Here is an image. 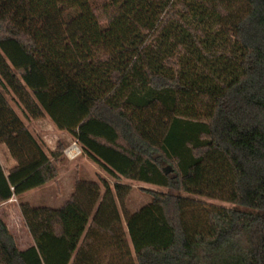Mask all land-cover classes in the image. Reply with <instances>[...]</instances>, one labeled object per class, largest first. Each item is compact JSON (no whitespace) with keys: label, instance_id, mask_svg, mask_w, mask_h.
<instances>
[{"label":"trees","instance_id":"obj_1","mask_svg":"<svg viewBox=\"0 0 264 264\" xmlns=\"http://www.w3.org/2000/svg\"><path fill=\"white\" fill-rule=\"evenodd\" d=\"M8 93L116 182L23 203L26 250L0 218V264H264V0H0V204L58 177Z\"/></svg>","mask_w":264,"mask_h":264},{"label":"rangeland","instance_id":"obj_2","mask_svg":"<svg viewBox=\"0 0 264 264\" xmlns=\"http://www.w3.org/2000/svg\"><path fill=\"white\" fill-rule=\"evenodd\" d=\"M7 100L11 106V108L14 109V111L17 113V115L21 118V120L25 123L26 120H29L25 118L22 112V108H20V105L18 104V100L15 98V96L11 93L6 94ZM34 126V125H32ZM47 127V126H46ZM52 127H47V131H49V134L52 135ZM32 129L37 131V127H32ZM58 136L54 135L56 142H50V147L48 145H45L43 149L48 153L51 160L54 162L57 170H58V176L55 179V184L52 186H49L47 188H43L40 191L30 192L28 194H25L23 196H18L15 201L13 202L14 207L5 208L2 207V214L9 213L10 215L8 218L13 223V230L15 233V237L17 239L18 244L21 248H27V242L28 240H32L31 234L26 227L25 221L23 219L22 213H21V205L23 203H29L32 206L35 207H43L50 205L51 208H60L68 197L69 194L74 192L76 182L79 180H86V181H94L100 184L102 188V193L105 192V189L102 185L103 181H106L109 183V185L113 188L116 180L110 176L105 170H103L98 164L93 162L85 153L83 147L79 144L82 150V154L80 157H78L75 160H69L66 158L64 151L70 147L73 143L77 142V140L71 135H66V137L63 139L60 138L59 134ZM40 137V136H39ZM59 143H63L65 145L63 153L59 154L58 148ZM62 145V144H60ZM53 149V151H52ZM57 152V153H56ZM56 155L58 156H54ZM59 179V180H57ZM57 180V182H56ZM54 182V181H53ZM120 182L124 185H128L131 187V192L126 200V210L130 213H136L140 211L143 207L149 205L152 201L151 195L147 192L149 190L160 192V193H168V189L163 187H158L150 184H146L143 182L133 181L126 178H120ZM114 189V188H113ZM60 192V193H59ZM62 196L61 200L58 198V196ZM186 198H191L193 200H196L199 203L205 204V205H212L217 207H224V208H232L233 206L229 203L219 201V200H213L205 197H198V196H192L183 194ZM46 198V201H42L43 198ZM53 198V199H51ZM49 204V205H47ZM119 204V203H118ZM53 205V206H51ZM4 208V210H3ZM119 210L126 228L125 224V209H123L119 204ZM127 230V229H126ZM33 241V240H32ZM128 241L131 245L129 236ZM111 253L106 256V260L110 257Z\"/></svg>","mask_w":264,"mask_h":264},{"label":"crops","instance_id":"obj_3","mask_svg":"<svg viewBox=\"0 0 264 264\" xmlns=\"http://www.w3.org/2000/svg\"><path fill=\"white\" fill-rule=\"evenodd\" d=\"M25 125L27 126V128L29 129V131L31 132V134L35 137V139L40 144L43 145V147H45V145H48L49 146L50 145V142H53V143L56 142L55 141L56 139L55 138H52L51 139V136L54 137V135L58 136L57 134H59L60 138L61 139L62 138L64 139L66 137V135H69L68 132L59 130L57 128V126L53 123V121L51 120V118L49 116H47V115H45L44 117H42L40 119H37V120L32 119V118L29 119V120H26L25 121ZM32 125H34V126H32ZM49 125H50V127H52L51 128L52 135L49 134V131H47V127L49 128ZM32 127H35V128L37 127V131L34 132V130L32 129ZM59 144H62L65 147V145L63 143H59ZM52 151H53V149H52ZM47 155H48V153H47ZM0 163H1L2 167H3V169H4V172L7 175L9 174V172L12 169H14L17 166V163L11 157L9 150H8V148L5 145H1L0 146ZM57 180H59V179H57ZM57 180H56V182H57ZM53 184H55V180H54V182L52 181L51 183H49V184H47V185H45V186H43L41 188L34 189V190L29 191V192H27L25 194H28L30 192L40 191L43 188H47L49 186H52ZM73 193L74 192H72L71 194L68 195L69 198H67V200L65 202H67L71 198V196L73 195ZM25 194H23V195H25ZM23 195H21V196H23ZM56 196H58V198H60V200H61V198H62L63 195L62 196L56 195ZM17 197L18 196H15L11 200H9V201H7L5 203L0 204V218H2L6 222V224L8 225L10 231L12 232V234L14 236H15V233H14V230H13V223L10 220V218H8V216L10 214L9 213H6V211L4 210V208H3V210L5 211V214H2V211L1 210H2V207L9 208V209L11 207H14L13 202L15 201V199ZM51 199H53V198H51ZM42 201H46V198L44 197ZM64 203H62V204H64ZM47 205H49V204H47ZM51 206H53V205H51ZM46 207H48V206H46ZM49 207H50V205H49ZM32 240H28V242H27V245H28L27 248H21L20 245L18 244L19 248L21 250H26V249L34 246V241H32Z\"/></svg>","mask_w":264,"mask_h":264},{"label":"built area","instance_id":"obj_4","mask_svg":"<svg viewBox=\"0 0 264 264\" xmlns=\"http://www.w3.org/2000/svg\"><path fill=\"white\" fill-rule=\"evenodd\" d=\"M64 154H65L67 159L75 160L81 156L82 150H81V147L79 146L78 142H75L64 151Z\"/></svg>","mask_w":264,"mask_h":264}]
</instances>
